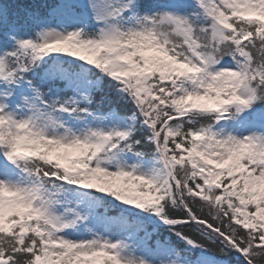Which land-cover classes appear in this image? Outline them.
<instances>
[{
	"label": "snow or ice",
	"instance_id": "6c2138e0",
	"mask_svg": "<svg viewBox=\"0 0 264 264\" xmlns=\"http://www.w3.org/2000/svg\"><path fill=\"white\" fill-rule=\"evenodd\" d=\"M0 264H264V0H0Z\"/></svg>",
	"mask_w": 264,
	"mask_h": 264
}]
</instances>
